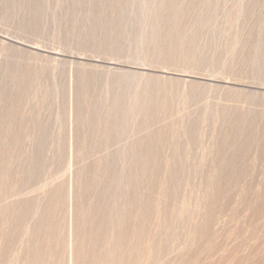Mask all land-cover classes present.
Instances as JSON below:
<instances>
[{
    "label": "rangeland",
    "instance_id": "rangeland-1",
    "mask_svg": "<svg viewBox=\"0 0 264 264\" xmlns=\"http://www.w3.org/2000/svg\"><path fill=\"white\" fill-rule=\"evenodd\" d=\"M0 264H264V0H0Z\"/></svg>",
    "mask_w": 264,
    "mask_h": 264
},
{
    "label": "bare ground",
    "instance_id": "bare-ground-1",
    "mask_svg": "<svg viewBox=\"0 0 264 264\" xmlns=\"http://www.w3.org/2000/svg\"><path fill=\"white\" fill-rule=\"evenodd\" d=\"M120 226V225H119ZM33 244V243H32ZM40 249H41V247H40ZM102 260V259H101ZM115 260V259H114Z\"/></svg>",
    "mask_w": 264,
    "mask_h": 264
}]
</instances>
